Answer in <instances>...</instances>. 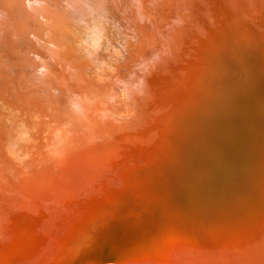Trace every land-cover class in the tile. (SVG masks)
<instances>
[{
  "label": "water",
  "instance_id": "water-1",
  "mask_svg": "<svg viewBox=\"0 0 264 264\" xmlns=\"http://www.w3.org/2000/svg\"><path fill=\"white\" fill-rule=\"evenodd\" d=\"M0 264H264V0H0Z\"/></svg>",
  "mask_w": 264,
  "mask_h": 264
}]
</instances>
